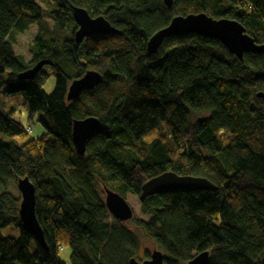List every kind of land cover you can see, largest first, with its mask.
I'll return each instance as SVG.
<instances>
[{"label":"trees","instance_id":"trees-1","mask_svg":"<svg viewBox=\"0 0 264 264\" xmlns=\"http://www.w3.org/2000/svg\"><path fill=\"white\" fill-rule=\"evenodd\" d=\"M73 6L102 15L117 32L76 42ZM199 11L234 18L264 42V0H173L171 7L163 0H0V229L18 231L0 233V264H64L61 247H69L70 264H128L138 239L104 206L101 184L139 195L165 170L205 176L214 188H175L140 201L147 219L134 218L133 226L162 251L164 264H186L202 250L206 264H264V98L256 95L264 92V52L239 60L221 41L195 33L166 36L155 52L146 50V39L172 16ZM30 25L37 31L26 63L8 35ZM41 59L49 64L19 78ZM92 68L101 82L66 100L71 80ZM18 92L27 120L42 114L46 129L21 144L1 136L28 133L2 103ZM87 115L99 126L80 155L70 132L73 119ZM14 176L34 185L46 248L20 227Z\"/></svg>","mask_w":264,"mask_h":264},{"label":"water","instance_id":"water-1","mask_svg":"<svg viewBox=\"0 0 264 264\" xmlns=\"http://www.w3.org/2000/svg\"><path fill=\"white\" fill-rule=\"evenodd\" d=\"M173 0H163L167 7H171ZM71 15L77 29L73 36L76 42H80L85 36L91 34H102L117 32L102 16H92L88 14L82 6H73ZM195 33L206 37L215 38L225 46L226 50L239 60L242 59L244 52L263 53L264 42L258 43L246 32L243 25L234 18L219 17L213 18L211 15L199 11L197 13L188 12L186 14H176L172 16L169 23L164 27L158 28L146 40V50L150 53L156 51L160 42L169 35ZM49 64L45 59L38 60L28 68L18 73L19 78L29 79L39 71L43 64ZM102 80L100 73L95 69H87L84 73L73 78L67 86L66 100H72L77 97L84 89L93 88L94 85ZM257 96L264 98V92L257 91ZM71 127V143L77 154L82 155L85 149L86 140L94 133L99 126L96 117L87 115L84 118H74ZM15 186L19 192L18 203V221L23 231L31 234L37 243L46 248L39 221L35 215V188L32 182L26 176H15ZM102 192L104 196V206L110 212L111 216L118 221H126L132 217V208L128 205L125 197L118 194L104 184ZM179 189H213L214 184L205 176L179 175L174 171L165 170L160 174L152 176L143 182L138 195L139 201L154 193L165 190ZM207 250H202L192 255L186 264H206L208 261ZM164 255L162 251L155 247L143 259L130 257L128 264H164Z\"/></svg>","mask_w":264,"mask_h":264},{"label":"rangeland","instance_id":"rangeland-1","mask_svg":"<svg viewBox=\"0 0 264 264\" xmlns=\"http://www.w3.org/2000/svg\"><path fill=\"white\" fill-rule=\"evenodd\" d=\"M38 1V0H37ZM208 14V13H207ZM49 22L51 21L50 17L47 16L45 18ZM37 31V27L35 25H30L28 28L22 32V33H10L8 35V39L12 43V49L16 54H20L25 60L26 63H31L33 61L31 54H30V44L33 40V37L35 36ZM45 69L50 71V69L46 66H44ZM54 78L53 75L50 74V76L47 78L46 83L43 86V90L46 91L47 93H50L53 85H54ZM21 99V93H11L8 95H3L2 98V103L4 107L9 110V108H14L16 116L18 117V120L21 121L22 124L26 126V129H28V133L24 137H7L4 135H1L4 139V141H13L16 144H21L25 142L26 140L30 139L31 137L37 138L42 135V133L46 132V129L43 125V123L40 122V119L42 117V114H37L35 115L30 121L27 120V113L23 110L21 104L19 103ZM204 115V113H193L192 117L193 118H201ZM51 138V135H49ZM16 186H14L15 189ZM15 192L17 193L18 190L16 189ZM103 196V192L101 194ZM125 199L132 208V217L129 220H126V226L130 229L133 230L135 236L138 239L137 243V249L134 253V257L137 259H143L145 253H149L152 251L154 248V244L151 241V239L144 234V232L136 227L133 226L132 219L134 218H139V219H147V216L143 215L140 213V201L138 198L137 194L133 193H125L124 194ZM104 198V196H103ZM109 221L111 220V217L108 219ZM0 233L5 234V235H11L15 236L18 231L15 229H12L11 227H3V229H0ZM30 251H32V247H30ZM69 254H70V249L69 247H61L59 249V258L64 264H70L69 259Z\"/></svg>","mask_w":264,"mask_h":264},{"label":"bare ground","instance_id":"bare-ground-1","mask_svg":"<svg viewBox=\"0 0 264 264\" xmlns=\"http://www.w3.org/2000/svg\"><path fill=\"white\" fill-rule=\"evenodd\" d=\"M95 16V15H94ZM77 29V28H76ZM151 35V34H150ZM147 40V39H146ZM146 42V41H145ZM15 177V176H14ZM15 189H16V187H15ZM36 192V191H35ZM137 194V193H136ZM140 209V208H139ZM46 242V241H45Z\"/></svg>","mask_w":264,"mask_h":264}]
</instances>
